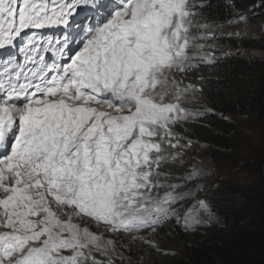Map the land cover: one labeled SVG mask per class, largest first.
Listing matches in <instances>:
<instances>
[{
    "label": "snow or ice",
    "instance_id": "6c2138e0",
    "mask_svg": "<svg viewBox=\"0 0 264 264\" xmlns=\"http://www.w3.org/2000/svg\"><path fill=\"white\" fill-rule=\"evenodd\" d=\"M206 8L0 0V264H132L133 244L175 254L162 227L217 221L188 125L211 111L202 66L264 0L221 19Z\"/></svg>",
    "mask_w": 264,
    "mask_h": 264
},
{
    "label": "trees",
    "instance_id": "16d2710c",
    "mask_svg": "<svg viewBox=\"0 0 264 264\" xmlns=\"http://www.w3.org/2000/svg\"><path fill=\"white\" fill-rule=\"evenodd\" d=\"M199 2L207 5L209 17L221 19L231 12L246 11L261 0ZM256 11L261 9L257 7ZM263 25L261 15L247 35L222 38L216 45L215 62L202 66L205 80L200 105L201 110L211 111L188 125V135L195 141L192 147L205 153L213 166L234 160L240 137L236 121L255 116L264 125ZM239 50L260 56L231 53ZM245 173L240 166L234 167L231 177L208 194L217 215L212 226L187 232L176 224L159 229V236L154 237L159 248L163 244L178 246L183 255L159 256L153 264H264V158L257 166V179ZM208 182L207 177L200 192L207 189ZM204 232L207 234L201 235Z\"/></svg>",
    "mask_w": 264,
    "mask_h": 264
},
{
    "label": "rangeland",
    "instance_id": "374dc122",
    "mask_svg": "<svg viewBox=\"0 0 264 264\" xmlns=\"http://www.w3.org/2000/svg\"><path fill=\"white\" fill-rule=\"evenodd\" d=\"M262 28H264V25ZM231 53L240 56H260L259 54L243 50L236 52L233 51ZM236 124L238 125L240 137L237 144L238 146L235 150L236 154L232 162L225 163L221 167H216L213 166L211 162H209L208 156L199 149L192 147L188 150V155L190 157H199L201 160H203L205 168L210 172V175L207 176L209 178L207 189L204 191L205 193L199 192L197 199L205 198L206 202H208L207 198L209 197L208 194L210 191H216L217 188L223 184L225 178L231 177V170H233L234 167L240 166L242 171H246L244 175L247 176L249 174L250 178L257 179V166L264 158V125L255 116H250L246 119H239L236 121ZM191 163H195V161H191ZM191 203L193 202L190 201L189 205L185 206V211L187 210L188 206H191ZM199 229L201 228L196 230ZM206 234L207 232H204L201 235L205 236ZM127 243V240L119 241L120 245H126ZM162 246H160L161 249L168 250L170 253H177L178 256L183 255L182 249L180 247L178 248V246H170L165 244ZM122 251L124 252L125 256H132V264H153L155 259L164 255L154 251V257H152L149 246L141 244H133V251L131 253L128 252L127 248H122ZM166 256L171 257L172 254H168Z\"/></svg>",
    "mask_w": 264,
    "mask_h": 264
}]
</instances>
